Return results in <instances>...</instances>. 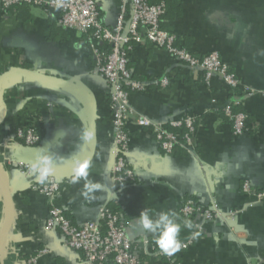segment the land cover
<instances>
[{"label":"crops","instance_id":"1","mask_svg":"<svg viewBox=\"0 0 264 264\" xmlns=\"http://www.w3.org/2000/svg\"><path fill=\"white\" fill-rule=\"evenodd\" d=\"M173 1L175 11L164 21L168 31L183 37L192 53L216 51L238 79L240 92L230 93L219 77L207 85L201 74L191 73L148 43L135 45L128 66L133 78L147 85L129 96L135 116L155 123L194 118L195 148L192 154L176 150L167 155L149 130L131 121L128 165L136 180L116 191L108 87L94 75L92 51L84 35L59 28L55 13L41 8L29 7L20 17L15 11L0 13V174L15 207L0 264H31L32 259L34 264H81L82 259L79 252L63 246L58 232L46 229L49 203L31 189L36 178L22 175L19 168L28 157L46 154L52 156L55 170H71V160L83 159L86 151L80 136L88 130L87 106L69 91L18 74L5 76L17 68L65 79L87 91L94 101L96 143L89 179L105 190L97 191L96 199L89 201L80 195L84 180L71 184L70 177L57 179L61 190L56 206L72 224L96 221L102 205L113 206L129 237L138 242L147 238L157 248V235L145 232L138 223L140 212L150 209L155 218L171 211L183 225L188 219L180 217L177 208L195 198L205 207L238 214L233 221L191 219L201 231L183 261L264 264V203L241 192L245 182L255 191L264 190V0ZM97 2L103 23L112 27L120 0ZM163 75L170 79L166 88L156 84ZM228 104L236 113L247 115L249 132L245 135H233L232 123L223 113ZM19 124L39 129L38 147L28 149L14 139ZM6 215L0 193V229ZM194 228L182 227L179 236L189 237Z\"/></svg>","mask_w":264,"mask_h":264},{"label":"built area","instance_id":"2","mask_svg":"<svg viewBox=\"0 0 264 264\" xmlns=\"http://www.w3.org/2000/svg\"><path fill=\"white\" fill-rule=\"evenodd\" d=\"M21 4L52 11L59 28L75 30L87 37L92 51L94 75L101 77L108 87L113 145L111 172L115 191L136 180L135 171L128 165L130 135L127 128L131 121L138 127L149 130L167 155L177 148L192 154L195 148L194 118L155 123L146 117L135 116L130 107L129 96L133 92H142L147 87L146 83L133 78L128 66L129 56L135 45L148 43L163 50L177 63L185 65L191 73L201 74L207 85L214 77H219L230 93L235 95L240 92L238 79L216 51L201 55L192 53L183 46L182 41H177L176 35L160 27L166 12L163 1L151 3V0H120L119 12L112 27L103 23L97 0H0V13H7ZM156 84L166 88L170 85V79L163 75ZM223 113L232 123L234 136L239 137L249 132L246 114L234 113L231 104L224 107ZM13 137L22 141L28 149L38 147L42 140L39 129L24 124L15 128ZM29 169L28 165L21 163L19 172L29 176ZM31 189L49 203L46 229L58 232L63 246L79 252L81 264H187L182 256L195 244L201 231V226L196 224L189 237H178L180 250L167 255L154 247L147 238L138 242L129 237L120 213L113 211L109 205L99 208L96 221L72 224L64 210L56 206L61 190V183L57 179L48 178L43 184L36 182ZM241 192L264 203V190L255 191L249 182L243 183ZM177 213L184 219L200 218L205 222L233 221L238 214L237 211L222 212L215 206L205 207L195 198L181 202ZM144 254L154 259V262L150 263ZM34 262V259L29 261L31 264Z\"/></svg>","mask_w":264,"mask_h":264},{"label":"clouds","instance_id":"3","mask_svg":"<svg viewBox=\"0 0 264 264\" xmlns=\"http://www.w3.org/2000/svg\"><path fill=\"white\" fill-rule=\"evenodd\" d=\"M77 48L80 45L76 46ZM80 139L88 144L95 140L93 130H84ZM92 167L91 157L80 159L74 157L70 162L71 176L69 182L78 184L84 180L83 190L80 193L85 199L92 201L96 199L94 195L97 191H104L105 186L89 179V170ZM55 171V162L50 155L37 154L35 162L31 165L29 172L33 175L38 183L43 184L48 177ZM138 223L145 232H151L157 235L156 245L165 254L172 255L180 250L181 244L178 239L182 227L192 230L196 227L191 220H185L183 225L177 223L175 213L160 212L155 218L151 215V210L144 208L138 217ZM198 235V233H194Z\"/></svg>","mask_w":264,"mask_h":264},{"label":"water","instance_id":"4","mask_svg":"<svg viewBox=\"0 0 264 264\" xmlns=\"http://www.w3.org/2000/svg\"><path fill=\"white\" fill-rule=\"evenodd\" d=\"M14 74L31 78L33 80H36L38 82L44 83L46 85L52 86L57 89L69 91L74 95L78 96L86 104L88 109V130H93L95 132V140L87 144L83 158L90 156L92 159L94 155L95 143H96V111H95L94 101L92 97L89 95V93L65 79H60L49 75H43L36 71H31L23 68L9 70L5 74V76L7 77L9 75H14ZM27 159L29 160H26L24 163L29 167H31V165L35 162V159L33 157H28ZM70 176H71V170L69 171L55 170L48 178L63 179ZM0 193L5 201V205L7 208L6 219L0 229V250H1L4 245V241L8 235V232L11 229L12 222L15 216L13 197L8 186L3 181L1 174H0Z\"/></svg>","mask_w":264,"mask_h":264},{"label":"trees","instance_id":"5","mask_svg":"<svg viewBox=\"0 0 264 264\" xmlns=\"http://www.w3.org/2000/svg\"><path fill=\"white\" fill-rule=\"evenodd\" d=\"M161 1H163L165 4H166V12H165V14H164V16H163V18H162V22H161V25H160V27L163 29V30H165V31H168V27L166 26V23H164V21H166V20H169L170 19V17H171V13H172V11H175V5H176V3L173 1V0H151V3H159V2H161ZM30 6H28V5H25V4H21V5H16V6H14L12 9H10L9 11H15L16 12V14H17V17H20V16H22V12L24 13L25 11H26V9L27 8H29ZM178 8V7H177ZM178 15H179V10L176 12ZM169 32V31H168ZM171 33V32H170ZM171 34H173V33H171ZM175 35V34H174ZM177 36V35H176ZM84 38H85V40H86V42H87V37L84 35ZM177 41H182L183 43H184V41H183V37H179V36H177ZM183 46H184V44H183ZM185 47V46H184ZM186 48V47H185ZM236 109H233V112L234 113H236ZM223 115V114H222ZM231 123V122H230ZM174 131V130H173ZM12 133H13V131H12ZM41 134V138H42V133H40ZM19 143L21 144V145H23L24 146V144H23V142L22 141H19ZM176 150H180V151H184V150H182V149H179V148H177V149H175V151ZM185 153H186V151H184ZM112 208V210L113 211H115V212H118V209H116L115 207H111Z\"/></svg>","mask_w":264,"mask_h":264}]
</instances>
